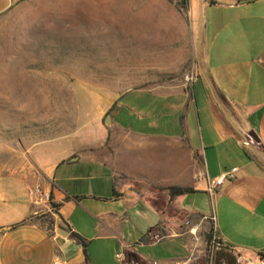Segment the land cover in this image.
Masks as SVG:
<instances>
[{
    "label": "crops",
    "instance_id": "obj_1",
    "mask_svg": "<svg viewBox=\"0 0 264 264\" xmlns=\"http://www.w3.org/2000/svg\"><path fill=\"white\" fill-rule=\"evenodd\" d=\"M16 1L0 0V15ZM200 16V68L250 148L201 78L126 91L87 147H37L32 175H0V264H264V0L201 2ZM170 187L192 193L169 198ZM37 189L55 211L33 205Z\"/></svg>",
    "mask_w": 264,
    "mask_h": 264
},
{
    "label": "rangeland",
    "instance_id": "obj_2",
    "mask_svg": "<svg viewBox=\"0 0 264 264\" xmlns=\"http://www.w3.org/2000/svg\"><path fill=\"white\" fill-rule=\"evenodd\" d=\"M195 4L17 0L0 15V175H32L37 147H87L126 91L187 86Z\"/></svg>",
    "mask_w": 264,
    "mask_h": 264
},
{
    "label": "built area",
    "instance_id": "obj_3",
    "mask_svg": "<svg viewBox=\"0 0 264 264\" xmlns=\"http://www.w3.org/2000/svg\"><path fill=\"white\" fill-rule=\"evenodd\" d=\"M253 0H230V5H235L239 3H247L251 2ZM233 172L234 170H229L227 172H224L221 176H219L212 184L206 181V192L208 194H211L214 189L219 187L225 180H231L233 178ZM34 202L33 205H38L39 203H43L47 208L49 209L50 212H53V209L51 208L50 204L51 201L49 199V195L47 193H44L40 191L39 189L34 191ZM184 226H188V223L185 222ZM198 228V225H191L189 227L188 233L191 236L196 235V230Z\"/></svg>",
    "mask_w": 264,
    "mask_h": 264
},
{
    "label": "water",
    "instance_id": "obj_4",
    "mask_svg": "<svg viewBox=\"0 0 264 264\" xmlns=\"http://www.w3.org/2000/svg\"><path fill=\"white\" fill-rule=\"evenodd\" d=\"M197 12H198V18L196 20V25H197V29L200 27V21H201V0H198V5H197ZM194 54H195V63H196V66L198 68V74L200 76V78L202 79V81L204 82L207 90H208V93L210 95V98L211 100L213 101V103L218 107L224 121L230 126V128L233 130V132L240 137V139L242 140V144L243 146H245L246 148H250L247 144V141L246 139L244 138V136L239 132V130L232 124V122L228 119V117L226 116V114L224 113L222 107L220 106V104L216 101L215 97L213 96V93H212V90L210 89V86L199 66V59H198V34L196 36V42H195V45H194ZM103 124L104 126H108L109 124V118L108 116H105L103 118ZM61 230H58V232H60Z\"/></svg>",
    "mask_w": 264,
    "mask_h": 264
},
{
    "label": "trees",
    "instance_id": "obj_5",
    "mask_svg": "<svg viewBox=\"0 0 264 264\" xmlns=\"http://www.w3.org/2000/svg\"><path fill=\"white\" fill-rule=\"evenodd\" d=\"M201 2H206L208 4H212V0H201ZM183 4L187 6V1L183 0ZM195 77L200 79L198 74H196ZM122 179H123L122 176L117 175V176H114L113 181L115 183L117 180H122ZM165 191H166V193H167L169 198L177 197V196H183V195H187V194H191L192 193V191L190 189L175 188V187L166 188ZM50 206L53 209V211H55L56 208H57V206L52 204V203L50 204ZM212 233H213V231H212V228L210 227L206 231V233L204 234V240H205V243H206L207 246H209V244H210ZM71 237L76 243H78L80 246L83 247V249H85L86 243L84 242V240L81 237H79L77 235H74V234H72ZM84 257H85V261H86L85 254H84Z\"/></svg>",
    "mask_w": 264,
    "mask_h": 264
}]
</instances>
